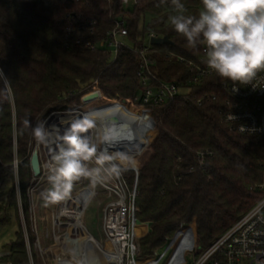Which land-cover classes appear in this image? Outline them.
Returning <instances> with one entry per match:
<instances>
[{"label": "trees", "instance_id": "obj_1", "mask_svg": "<svg viewBox=\"0 0 264 264\" xmlns=\"http://www.w3.org/2000/svg\"><path fill=\"white\" fill-rule=\"evenodd\" d=\"M180 2V12L188 16H198L203 7L202 0ZM176 14L171 0H139L131 6L122 0H0V67L7 80L0 76V224L13 218L17 224L14 239L2 249L3 264H31L18 220L20 203L33 264H42L33 248L27 197L33 128L93 90L83 97L81 109L90 110L99 126L101 110L111 107L118 113L110 111L108 120L127 121V115L132 122L124 144L139 169L136 217L153 223L152 232L140 240L142 256L154 254L182 224L190 223L199 255L264 197L258 187L263 181L264 136L242 134L223 120L220 77L192 90L194 95L216 94L203 105L180 97L132 112L120 103L132 104L140 90L139 56L128 47L116 56L106 46L86 47L87 42H105L115 22L123 21L129 46L144 43L150 33L167 36L171 45H152L153 71L163 80L185 79V65L166 54L197 59L204 45L189 46L175 32L169 17ZM94 19L98 22L91 26ZM199 152H204L202 159ZM125 174L132 186L133 172ZM5 182L10 187L3 191ZM188 230L184 226L176 240L184 241Z\"/></svg>", "mask_w": 264, "mask_h": 264}, {"label": "built area", "instance_id": "obj_2", "mask_svg": "<svg viewBox=\"0 0 264 264\" xmlns=\"http://www.w3.org/2000/svg\"><path fill=\"white\" fill-rule=\"evenodd\" d=\"M122 2L125 6H131L137 4L139 0H122ZM97 22L98 19H94L90 21V25L94 26ZM65 31L71 32V29L67 28ZM127 35L128 29L125 27L124 22L116 21L115 27L108 33V39L105 42L86 43V47L91 49H96L98 46H106L113 50L115 56L120 48L128 47L139 56L140 68L137 76L140 83V90L136 93L132 104H120L136 108L138 106L156 108L169 104L180 97L187 100H194L198 105H203L216 99V94H192V90L201 87L206 79L217 76L205 63L204 46L197 59H187L177 56L172 52L167 53V58L176 57L180 63L184 64L188 74V77L185 79L181 77L182 80L168 81L159 78L153 71V67L156 66L153 54L156 51L152 49L150 40L152 37L161 36L150 33L147 36V42L129 46L125 40ZM0 72L3 73L1 67ZM1 77L7 82L5 75ZM220 89L225 93L223 99L224 109L220 111L223 120L234 126L242 134L264 136V72L258 73L252 83L246 85L220 78ZM83 117L84 114L80 107L67 112L54 111L43 121L46 122L47 128L53 130L54 137L50 143H37L35 149L39 152L41 169L39 175H34L35 179L42 178L47 172L48 175L50 174L48 166L52 163L53 154L58 151V141L55 139V133L58 131L62 134L68 122ZM94 129L90 130L91 134L94 136L102 135L96 124ZM110 141L107 143H99L98 152L103 150L109 152L113 145L110 144ZM113 147L116 148V146ZM41 148L46 152V162L43 160ZM116 149H119V152L125 150L122 147ZM198 155L199 159H202L204 152H199ZM130 161L131 163L118 175L106 178L102 183H97L96 185H93L87 179L90 185L78 191H89L88 202L99 195L98 187L105 193L107 201L102 210V235L104 241L109 245L106 249L110 251L107 252L108 256L115 257V264H264V209L255 215L252 214V210L256 205L264 202V197L199 255L196 254L195 247L197 238L194 237L190 242L191 245L193 242L195 248L191 247V253L189 254L187 251H182V246L173 236L166 241L163 247H159L154 254L142 256L138 242L139 236L134 231V227L137 224L135 200L137 196L139 169L134 159ZM94 166V164H90V167ZM13 167L17 174V160L13 162ZM126 171L133 172L134 182L132 186L129 185L126 176L123 174ZM85 179L82 178L81 180ZM258 187L259 190H263L264 181ZM68 199L69 197L65 198L62 204L64 202L68 203ZM69 207H74V204L70 203ZM56 213L57 211L52 214L55 218L51 222V235L55 242L59 241V236L67 233L70 225L67 216L58 217ZM143 223L146 225V222ZM82 228L83 232L93 239V236L88 232L83 223ZM60 229H63L61 234H59ZM68 234L72 238L76 237L74 231L68 232ZM146 234H149L147 225ZM3 256L4 252L0 248V264H3Z\"/></svg>", "mask_w": 264, "mask_h": 264}, {"label": "clouds", "instance_id": "obj_3", "mask_svg": "<svg viewBox=\"0 0 264 264\" xmlns=\"http://www.w3.org/2000/svg\"><path fill=\"white\" fill-rule=\"evenodd\" d=\"M171 4L178 12L169 17L175 32L189 46L204 45L207 67L222 80L246 85L264 72V0H202L198 16L180 12L184 9L180 0H171ZM0 76H4L2 72ZM94 128L93 117L85 115L68 122L62 134L55 133L58 151L48 166L51 186L40 194L46 204L66 198L74 182L82 178L96 185L118 175L131 163L121 153L98 152V144L107 143L110 137L94 136L90 133ZM33 136L37 142L47 144L53 140L54 132L46 127V122H38ZM262 209L264 202L258 203L252 214Z\"/></svg>", "mask_w": 264, "mask_h": 264}, {"label": "rangeland", "instance_id": "obj_4", "mask_svg": "<svg viewBox=\"0 0 264 264\" xmlns=\"http://www.w3.org/2000/svg\"><path fill=\"white\" fill-rule=\"evenodd\" d=\"M146 42H147V37H146ZM82 97L78 104L76 103L74 105H71L70 109L65 110L63 112H67L69 110L78 109L82 107ZM91 97L94 98L95 96L93 95ZM96 97L99 98L98 95H96ZM129 107H131L130 109L132 112L133 111L137 112L136 107H133V106H129ZM104 110H106V108L101 110V116L104 113ZM102 122L103 120L101 121V123ZM99 131L103 135V132L101 131V129H99ZM94 135H95V129H94ZM37 143L38 142L34 138L32 153L34 149L36 148ZM41 149H42V154H43V160L44 162H46L47 160L46 152L43 148ZM142 149L143 147L139 150V153L142 151ZM17 174H18V170H17ZM17 174L15 173L16 177H17ZM123 174L124 176H126L125 172ZM263 181H264V176H263ZM89 185H90V182L87 179L74 182L72 190L68 194L67 197L76 195L77 193H79L78 192L79 190H81L82 188L88 187ZM50 186L51 185L49 184V181H48V172H47L46 175H43L42 178H38V179H35L34 174H32V178L30 179V182L27 188V197L29 201V215H30V224H31L30 227H31V231L35 234L33 248L36 252V256L40 258L42 264H63V263L64 264L65 263L67 264H88V262L86 261L81 263L79 260V256L77 255L80 254L83 257L88 258V256L90 255V248H89V243L91 242L90 236L86 235V233H82L81 234L82 240L72 241V247H75L77 249V255H76L72 250H70V248H67L66 246L65 247L60 246L59 242L58 241L55 242L53 236L51 235V224L52 223H51V220L48 218V214L49 216L52 217V214H54L58 210L59 206L62 204V201L65 200V198L55 204H46L40 194L44 192L46 189H48ZM9 187H10V183L5 182L2 185L1 190L6 191ZM98 190L100 192L99 195L96 198L91 199L86 205V208L84 209L83 214L81 216L82 217L81 222L84 224L88 232L93 236V240L96 242V244L98 243L97 244L98 249H96V253H95V255L97 256V264H105L103 256H104L106 249L109 247V245L104 241V237L102 235V210L107 200H106V195L103 192V190H101L100 187H98ZM18 220L24 232L25 240L27 242V246L30 251L31 264H33L32 256H31V249L29 248L30 245H29V239H28V233H27V225H26V220L24 217L23 208L21 207V203L19 205ZM184 226L189 227L188 232H186L187 233L185 237L186 239H184V241L183 239H179L177 241L182 246V251L184 252L187 251L190 254L191 253L190 248L194 247L193 242H192V245L190 243L192 239H194V223L182 224L179 231H181V229ZM16 231H17V224L15 221V218H13V221L10 223L0 224V248L1 249H7V244L11 240L14 239ZM62 232H63V229H60L59 234H61ZM178 232L174 235L175 240L177 238ZM63 236L64 234L59 236L60 237L59 241L63 240ZM145 236H147L146 230L144 234L139 236V241H138L139 244H140V240ZM65 238L67 239V242H70V240L68 239V235ZM140 248H141V245H140Z\"/></svg>", "mask_w": 264, "mask_h": 264}, {"label": "bare ground", "instance_id": "obj_5", "mask_svg": "<svg viewBox=\"0 0 264 264\" xmlns=\"http://www.w3.org/2000/svg\"><path fill=\"white\" fill-rule=\"evenodd\" d=\"M81 110L83 111L84 116L85 115H91L92 116L90 110H88V109H81ZM110 111H113L116 114L118 113V110L115 108H112V107L106 108V110H104V113L102 114V120H103L102 126L100 127L98 125L97 121L94 119L95 124L98 126L99 129H101V131L103 132V135L107 134L109 137H111L109 140H111L110 144H113V145L110 148V151H109L110 153H121V154L127 156L129 158V160H132L130 150L124 144V140L128 136V134L131 130L132 122H131L129 116H127V115L126 116L122 115L124 118L127 119V121L125 119H120V118H113V119L108 120V113ZM127 131H128V133H127ZM113 146H116V148L122 147L125 150L123 152H119L118 151L119 149H116ZM88 192L89 191H84L82 193L79 192L76 195L69 197L68 203L64 202L62 205H60V207L58 208L57 213H56V215L58 217L59 216H67L69 218V221H70V225L68 228L69 230L63 236V240L58 241L59 245L63 246V247L66 246L67 248H70V250H72L76 255H77V249L75 247H72V241L82 240L81 234L84 232H83V228H82L81 216L83 214L86 203L89 200ZM70 203H73L74 207H69ZM48 216H49V214H48ZM54 218L55 217H53V216L51 218L49 216V219L51 220V222L53 221ZM145 230H146V225L144 223L140 224V225L136 224L134 227V231H135V234L137 236H141L142 234H144ZM71 231H74V233L76 234L75 238H72L69 236L68 232H71ZM67 235H68V239L70 240V242H67V239L65 238ZM89 248H90V255L88 256V258L83 257L80 254H78L77 256H79V260L81 263L86 261V262H88V264H97V256L95 255V253H96V249H98V247H97L96 242L92 238H91V242L89 243ZM107 252H110L109 249L105 251L104 256H103L105 264H115L116 263L115 257L114 256H108ZM58 263H59V261H58ZM65 264H67V263H65Z\"/></svg>", "mask_w": 264, "mask_h": 264}, {"label": "water", "instance_id": "obj_6", "mask_svg": "<svg viewBox=\"0 0 264 264\" xmlns=\"http://www.w3.org/2000/svg\"><path fill=\"white\" fill-rule=\"evenodd\" d=\"M150 43L152 45H171L172 41L167 37V36H163V37H152L150 40ZM31 168H32V172L34 175H39L40 174V160H39V152L37 149H34L32 156H31ZM137 225L143 224V222H141L140 220H136ZM146 225L148 226V232L151 233L152 232V222H146Z\"/></svg>", "mask_w": 264, "mask_h": 264}, {"label": "crops", "instance_id": "obj_7", "mask_svg": "<svg viewBox=\"0 0 264 264\" xmlns=\"http://www.w3.org/2000/svg\"><path fill=\"white\" fill-rule=\"evenodd\" d=\"M51 217V216H50ZM48 218H49V216H48Z\"/></svg>", "mask_w": 264, "mask_h": 264}]
</instances>
